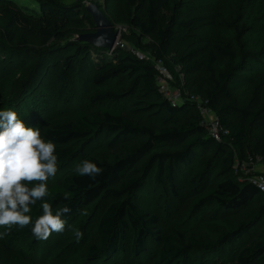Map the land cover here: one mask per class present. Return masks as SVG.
<instances>
[{"label":"trees","instance_id":"trees-1","mask_svg":"<svg viewBox=\"0 0 264 264\" xmlns=\"http://www.w3.org/2000/svg\"><path fill=\"white\" fill-rule=\"evenodd\" d=\"M193 2L124 0L118 15L136 47L151 38V56L164 64L175 52L180 72L193 77L186 87L188 95L205 99L220 127L228 131L219 141L209 136L194 104L171 106L162 97L150 61L130 52L92 60L90 50L101 48L79 40L69 42L46 61L56 68L53 79L60 88L74 81L85 90L90 84L118 77L127 83L118 92L93 90L88 105L70 110L47 112L38 103L34 114L42 117V136L53 141L59 153L58 171L47 181L55 197L49 202L54 207L68 204L67 225L89 207L96 211L93 228L99 243L86 249L92 263H107L118 253L137 257L150 242L155 250L151 264H186L192 252L203 262L202 257L211 251L223 254L208 264H264V194L249 181L239 180L234 167V148L246 147L252 130L264 131V41L256 38L259 42L248 44L244 51L246 45L242 47L233 36L208 32L235 26L239 38H249L253 31L259 34L257 24L264 23V13L258 15L257 23L245 22L264 0H220L219 7L207 12ZM40 9L42 19L33 30L17 5L0 0V51L7 45V59L13 56L3 65L2 79L15 75L18 64L34 62L36 68L43 64V55L31 49L34 37L61 41L95 31L86 9L63 6L56 0H46ZM166 67L176 80L174 71ZM243 87H248V94L239 103L236 93ZM99 147L109 152V162L94 154ZM250 152L264 159V139ZM83 158L94 159L104 172L95 180L72 175V166ZM144 185L154 188L155 199L198 215L192 223L166 229L162 211L138 199ZM65 192L68 201L63 200ZM211 205L230 215L231 227L217 221L210 233L199 225ZM39 211L35 207L32 215ZM40 242L27 228L13 227L0 238V264H10L12 254L22 264H35L28 258L34 251L36 255L42 252Z\"/></svg>","mask_w":264,"mask_h":264},{"label":"rangeland","instance_id":"rangeland-1","mask_svg":"<svg viewBox=\"0 0 264 264\" xmlns=\"http://www.w3.org/2000/svg\"><path fill=\"white\" fill-rule=\"evenodd\" d=\"M12 1L21 13L24 16V19L32 25V29H38V22L42 19L41 17V5L45 3L46 0H10ZM63 6L67 7H77L83 10L89 4H95L99 10L104 14V16L110 22L114 31L118 33L116 43L112 49L104 51L102 49L90 50L91 58L97 59L102 58L103 60L112 59L114 55H117L122 52H130L133 50L140 51L149 59L152 58V39L146 37L142 40V46L136 47L133 42L129 40L130 29L127 25L121 20L118 15V10L122 7L124 0H56ZM195 5H198L203 11L206 9H213L219 7L220 0H192ZM208 11V10H207ZM206 11V12H207ZM86 12V10H85ZM264 13V2L258 8H256L253 13L247 18L248 20L245 23H257L256 19L259 14ZM245 20V21H246ZM261 26L259 34L249 35V38H239L238 28L229 27H217L209 30L210 34L224 35V36H233L235 40L240 41L241 46L244 51H248V47L258 43L259 41H264V23L257 24ZM237 32V33H236ZM256 38H261L259 41ZM78 40L77 37L66 38L65 40L56 41L50 40L48 42L44 41V38L34 37V42L31 46V49H34V54L43 55V64L36 68L33 67L34 62H29L27 65H17L15 67L16 73L8 79H2L0 77V108L7 109L12 108L15 110L18 115L25 120L29 125L36 126L41 131L40 122H42V117L35 115L36 105L39 103L42 105L44 111H53L56 110H70L72 108H77L79 106L88 105L87 100L89 93L96 89H110L114 91H120L126 81L123 78H115L110 81H107L101 85L90 84L85 90L81 87H77V83L72 81L67 87L60 88L53 75L56 72L54 66H48V61L50 57H53L57 52L61 51L65 45L69 42H74ZM2 43V42H1ZM3 44V43H2ZM250 44V46L248 45ZM4 45V44H3ZM7 45H4L0 51V55L3 57L0 61V74L3 68V65H7V62L13 58L10 56V59H7L9 54ZM264 48V43L261 46ZM6 50V52L4 51ZM12 51H10L11 53ZM175 52H172L169 56L165 58L166 66L170 67L174 71L176 80L172 83V86L179 87L185 95H188L186 87L193 77L186 76L180 72V66L175 64ZM12 57V58H11ZM47 61V63H46ZM30 80V81H29ZM73 83V84H72ZM248 94V87H243L238 90L236 97L239 103L244 102ZM15 101V102H12ZM13 103V105H11ZM113 104V103H112ZM117 106L119 104L115 103ZM114 104V105H115ZM28 107H30L28 109ZM45 107V108H44ZM198 110V109H197ZM30 111V112H28ZM46 115V114H44ZM43 116V115H42ZM206 119V118H205ZM40 125V126H39ZM262 139H264V131L257 132L252 130L250 132L249 142L243 149L234 148L235 150V174L239 180L245 178L244 171H248L249 174H264V159L259 156H253L250 152V148L258 144ZM241 151V152H240ZM94 154L98 156L102 161L109 162L111 156L109 152L103 148H96ZM154 188L149 185H144L142 192L139 194L138 199L145 201L151 207L157 208V210L162 211L161 216L163 224L166 229H170L174 226H184L187 223H192L193 219L198 215L199 212L193 214L189 212L187 208H174L169 205L164 204L163 200L155 199L154 197ZM214 205H211L207 212L204 215V219L201 222V227L205 228L208 232L212 233L215 225L219 223L224 224L228 227H231V218L230 215L226 216L221 213ZM96 216V211L89 207L87 208L74 222L66 226L65 231L62 234H56V237H48L47 240L40 242V248L42 252H39L37 249L33 254L29 256V260L35 264H151L154 261V247L148 243L147 251H144L139 256H131L128 253H118L111 260H108L107 263H104L103 260H98L97 262L92 263L86 257V249L91 244H98V238L95 235L94 231V219ZM218 221V222H217ZM72 229H78L81 232L79 239L75 237L74 231ZM19 247L15 245V248ZM16 252V250L12 251ZM220 253L208 252L205 254L202 259L203 262L198 259V256L195 252H192L187 260L186 264H208L220 257ZM223 252L221 253V255ZM216 261V260H215ZM205 262V263H204ZM10 264H22L19 257L12 254ZM184 264V263H183Z\"/></svg>","mask_w":264,"mask_h":264},{"label":"clouds","instance_id":"clouds-1","mask_svg":"<svg viewBox=\"0 0 264 264\" xmlns=\"http://www.w3.org/2000/svg\"><path fill=\"white\" fill-rule=\"evenodd\" d=\"M56 144L45 139L38 127L29 125L12 108H0V238L15 227L27 228L36 240H47L52 233H63L71 211L67 203L54 207L47 181L58 171ZM104 168L91 158L72 166L71 174L95 180ZM70 199L69 193L63 200ZM35 207L39 214L33 216ZM71 227V226H68ZM75 237L81 232L72 229Z\"/></svg>","mask_w":264,"mask_h":264},{"label":"built area","instance_id":"built-area-1","mask_svg":"<svg viewBox=\"0 0 264 264\" xmlns=\"http://www.w3.org/2000/svg\"><path fill=\"white\" fill-rule=\"evenodd\" d=\"M132 54L139 60L152 62L156 71L155 83L157 90L171 106L182 105L183 103L189 101L198 109L202 118V124L205 126L210 137L219 141L222 139V137L228 135V131L223 130L220 127L217 115L207 106V101L205 99H202L196 95H185L182 93L179 87L172 86V82L174 81L173 76L161 59L154 57L149 59L137 50H133ZM244 173V179L252 183L261 193L264 194V174L258 173L253 175L249 174L247 170L244 171Z\"/></svg>","mask_w":264,"mask_h":264},{"label":"water","instance_id":"water-1","mask_svg":"<svg viewBox=\"0 0 264 264\" xmlns=\"http://www.w3.org/2000/svg\"><path fill=\"white\" fill-rule=\"evenodd\" d=\"M86 11L91 15L95 31L77 36L79 41L87 42L94 47L110 50L116 43L118 33L95 4H89Z\"/></svg>","mask_w":264,"mask_h":264}]
</instances>
